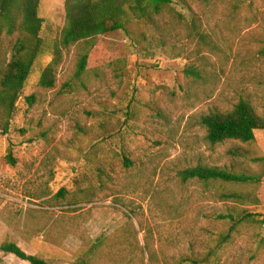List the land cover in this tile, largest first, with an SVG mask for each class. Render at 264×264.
Wrapping results in <instances>:
<instances>
[{
  "label": "rangeland",
  "instance_id": "obj_1",
  "mask_svg": "<svg viewBox=\"0 0 264 264\" xmlns=\"http://www.w3.org/2000/svg\"><path fill=\"white\" fill-rule=\"evenodd\" d=\"M64 1L42 0L47 44L63 28ZM188 8L202 41L186 31ZM159 28L131 21L92 48L71 47L52 90L38 86L52 56L37 59L12 117L0 111V245L15 242L51 264H125L110 248L89 254L101 238L143 264L149 251L155 264H264L262 228L244 224L226 239L231 225L222 219L243 211L264 220V177L254 185L179 177L198 164L263 172L253 160L264 157V132L251 143L209 146L196 118L240 98L264 116V0H174ZM16 38L0 46L7 56ZM187 65L203 79L185 78ZM234 192L246 200L223 197ZM0 264L28 263L0 252Z\"/></svg>",
  "mask_w": 264,
  "mask_h": 264
},
{
  "label": "trees",
  "instance_id": "obj_2",
  "mask_svg": "<svg viewBox=\"0 0 264 264\" xmlns=\"http://www.w3.org/2000/svg\"><path fill=\"white\" fill-rule=\"evenodd\" d=\"M174 0H65L64 25L58 39L53 44H47L43 39L44 21L39 16L42 0H0V46L5 39L17 36L12 44L9 56L0 47V111L6 120H9L35 62L45 53L52 56L51 61L42 67L38 86L44 90H52L57 80V69L62 62L63 52L71 47L85 46L86 49L96 46L95 41L104 35L122 31L131 21L146 20L154 30H159L161 16L170 8ZM185 5V0H176ZM190 22L186 31L196 35L202 41L204 35L200 33L199 20L188 8ZM166 25V24H165ZM181 26L184 24L181 22ZM185 26V25H184ZM183 28V29H185ZM89 55L80 54L75 75L79 77L85 72ZM184 76L193 82L203 79L198 68L187 65ZM31 106L35 103V96L25 98ZM196 123L204 130V140L209 146H217L226 142L251 143L255 140L256 133L264 132V116L258 112L254 104L239 99L229 109L214 107L201 113L196 118ZM11 163L14 161L10 159ZM263 166L259 175L230 172L224 167L198 164L182 170L179 177L182 182L198 180L203 183L221 182L235 185H254L261 182L264 177V157L253 160ZM124 165L131 167L133 164L123 158ZM57 197L65 198L61 190ZM236 204L246 200L240 193L223 195ZM77 205L75 200H70L68 206ZM222 219L230 223V237L233 232H238L244 224H256L262 228L264 239V220H255L249 214L241 212L229 213ZM129 223V221H128ZM133 227V226H132ZM105 238L97 239L90 243L89 254L96 256L103 253L105 248H110L107 255L111 259L121 258L125 264H143V258L126 254L123 257L121 246L106 244ZM113 246V245H112ZM0 252L11 255L28 264H51L34 255L24 252L15 242H4L0 245ZM110 252V253H109ZM156 256L149 251L148 264H155ZM75 264H87L80 260Z\"/></svg>",
  "mask_w": 264,
  "mask_h": 264
}]
</instances>
